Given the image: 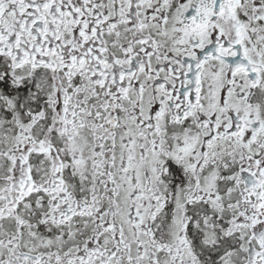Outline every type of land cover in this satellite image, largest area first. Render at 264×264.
I'll use <instances>...</instances> for the list:
<instances>
[{
    "label": "snow or ice",
    "instance_id": "6c2138e0",
    "mask_svg": "<svg viewBox=\"0 0 264 264\" xmlns=\"http://www.w3.org/2000/svg\"><path fill=\"white\" fill-rule=\"evenodd\" d=\"M0 264H264V0H0Z\"/></svg>",
    "mask_w": 264,
    "mask_h": 264
}]
</instances>
